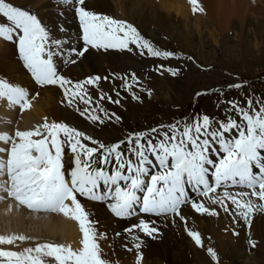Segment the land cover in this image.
Listing matches in <instances>:
<instances>
[{"label":"snow or ice","instance_id":"snow-or-ice-1","mask_svg":"<svg viewBox=\"0 0 264 264\" xmlns=\"http://www.w3.org/2000/svg\"><path fill=\"white\" fill-rule=\"evenodd\" d=\"M60 2L74 4L79 18L83 46L80 50L73 49L76 56L83 57L90 48L132 51L130 45L142 49L141 55L145 54L143 50L153 57L173 55L156 49L130 23L88 10L86 0ZM188 2L193 14L204 11L198 0ZM0 38L5 41L15 38L20 59L38 86H59L69 106L78 100L86 105L83 109L77 107L81 115L93 123L104 122L101 116L94 114L96 109L89 111L93 97L86 87H97L101 77L72 81L61 75L55 62L58 55L55 47H59L60 42L51 38L35 14L8 0H0ZM75 62V59L65 61ZM161 68L157 69L161 74L176 75L172 69L161 71ZM132 79L136 80L134 74ZM132 87L125 82V90ZM231 87L239 89L242 85ZM116 95L119 96V92ZM5 99L9 108L18 106L23 113L31 108L35 97L30 98L23 87L0 80V100ZM99 99L120 103L119 99L112 100L106 94ZM133 99L138 97L133 95ZM228 103L229 112H234L239 120L230 115L226 122H218L216 130H212L216 122L207 115L194 118L190 123L177 121L161 125L165 131L151 129L162 137L160 139L149 133H136L126 141L106 145L66 123L47 120L28 130L17 127L12 134L0 131V144L4 145L0 146V203L11 200L13 203L7 207L9 212L15 205L18 210L25 208L33 214H62L77 222L82 234L77 249L50 242L35 243L19 251L0 247V264H112L103 257L99 244L105 236L98 232V222L91 218L78 196L91 201H108V209L117 218L129 217L139 209L145 214L173 215L185 221L184 206H190L199 214L218 215L203 202L190 199L188 189H191L210 204L219 205L232 217L233 223L239 218L250 226L252 215L264 212V203L257 202H264V102L257 101L258 110L251 99L247 100V108L239 103ZM97 108L108 117L103 107L97 104ZM2 123L11 125L12 121ZM233 130L235 135L229 138L227 134ZM213 142L218 148L213 147ZM69 151L70 168L65 161ZM149 166L158 170L152 171ZM237 188L240 190L233 191ZM134 227L147 237L157 238L159 230L143 219ZM188 235L197 246H203L197 231L188 230ZM133 240L134 247L139 249L140 238L133 236ZM28 241L33 238L16 233L0 235V246L20 248ZM207 252L218 264L217 253L211 247ZM140 259L142 256L138 254L137 264Z\"/></svg>","mask_w":264,"mask_h":264},{"label":"bare ground","instance_id":"bare-ground-1","mask_svg":"<svg viewBox=\"0 0 264 264\" xmlns=\"http://www.w3.org/2000/svg\"><path fill=\"white\" fill-rule=\"evenodd\" d=\"M8 1L27 11L32 10L41 22L52 27V33L55 38L56 36L62 38L64 43H66L65 40L69 41V45L63 48L64 55L68 56L67 60L75 59L76 62L68 63L67 68L61 71V75L72 81H77L88 78L87 75L95 74L94 76L101 77L100 83L102 84V71L105 61L101 58L98 59L96 54L91 52L92 50L90 49L81 58L73 52V49H76L75 47L80 46L78 42V25L75 22L74 4H63L59 0ZM198 4L204 11H197L193 14L192 5H190L188 0H86L88 10L126 21L136 27L139 26L149 37L154 38L159 44H163L162 46L166 45L162 43L161 37L157 34L161 36L168 35L177 42V51L183 54L189 62H192L194 58L200 63L196 59L198 57L186 49L191 44L193 38L191 34L194 30L190 31L191 28L189 29L187 25L182 23L175 24L173 21L174 15H163L161 10H166L167 13L173 11L177 15L182 14L185 18L194 19L195 22L191 23L194 29L196 27L195 30L198 33L201 28H204L203 25L208 26L206 27L207 29H215L214 31L217 30L219 33H228L234 28L240 34V41H243L246 35L249 37L253 36L258 47L264 48V0H198ZM129 18L140 20L142 25L130 21ZM187 23H189V20ZM211 33L210 31L209 34ZM235 35L237 36L236 32ZM80 49L78 47L76 50ZM63 51L61 50V52ZM229 51L234 52L235 50L230 49ZM0 53L2 54L0 56V73L7 76L8 79L28 87L30 89L28 90L30 98L35 97V99H32L31 108L25 110L21 116L17 117L15 110L7 109L9 106L7 100H0V115L9 116L12 122L18 124L20 130H28L38 125L37 122L45 116H49L54 120H65L82 127V129L88 130V127L93 129L92 125L88 123L84 125V120L75 113L57 104V102L62 101V98L58 96L59 90L54 85L37 92L38 86L31 84L21 64L15 59V48L5 43L3 38H0ZM99 53L107 55L113 62V71H115V73H112L113 78L124 67H135L143 72L152 63V61L147 60L138 62L127 53L120 54V52L117 53L111 50ZM88 54L93 56L91 60L88 58ZM108 58L106 59L108 60ZM88 63L94 66V69L86 66ZM63 68H65V65H63ZM162 76L151 75L156 84V89L159 90L161 88L164 91L167 88L171 96L180 98L184 88L183 80L172 75L170 77ZM113 81L110 84L114 89ZM172 83H176V85L173 86ZM168 91L165 95L170 96ZM123 105L126 110H121L120 113L127 111L126 114L129 117L130 115L138 117L143 112L132 100H127ZM103 129L104 131L100 133L101 136L108 137L110 141L116 140L113 136H109L115 130L114 127L109 125ZM93 131L91 130L90 132ZM202 202L209 209L216 210L218 215H210L208 219L206 216H200L199 213L188 210L182 211L185 221H182L180 217L175 219L174 217L164 218L159 216H139L134 220L124 221L110 212L107 207L108 202L104 204L94 202L82 204L85 210L91 214V218L98 222L96 225L97 230L105 236L103 239L104 245L101 247L103 255L113 264H137L138 254L142 256L139 264H217V261H214L208 254L207 249H198L194 246L195 242L188 235H185L184 230L197 231L203 241L202 248L216 244L217 248L224 252L216 249V247L212 248L216 250L218 264H227L226 258L230 261V264H257L252 259H249L246 253L253 257L258 246L260 244L264 245V212H255L251 217L249 226L239 218H237L236 223H233L232 217L219 206L210 204L207 199ZM10 203L13 202L6 200L0 203L1 235L16 233L32 237L34 242H24L22 243L23 247L33 246L35 243L42 242L71 245L74 249L80 247L79 241L82 234L79 231L77 222L65 218L62 214H33L22 208L18 210L15 205L13 210L9 212L7 207ZM141 219L149 222L159 230L157 238L147 237L133 226L138 224ZM233 232L238 233V235H233ZM133 236L139 237L142 242L139 249L134 247ZM242 242L246 253L244 249L243 251L240 248L237 249ZM126 249H131L129 254L126 253ZM196 250L202 251L205 257ZM205 260H209V262L207 261V263Z\"/></svg>","mask_w":264,"mask_h":264},{"label":"rangeland","instance_id":"rangeland-1","mask_svg":"<svg viewBox=\"0 0 264 264\" xmlns=\"http://www.w3.org/2000/svg\"><path fill=\"white\" fill-rule=\"evenodd\" d=\"M161 11L163 15H174L175 18L173 21L175 24L182 23L184 25H187L189 29L191 28L190 31L191 30L195 31V32L192 31L193 33L191 34V36L193 38L191 40V44L186 49L190 50L192 54L198 57L196 59L205 66L198 63L194 58L192 62H189L187 58H182L176 55L174 52H171L167 49L159 48L158 46L162 48L171 47L169 49L172 51H177L178 49V47L176 46L177 42L171 39L168 35L161 36L160 34H157L159 35V37H161L162 43H165L166 45V46H162V44L156 42L154 38L149 37V35L143 32L139 26L135 28L139 31L142 37H145L146 39L153 42V44L155 45L154 47H156L157 49L164 52L172 53L173 55L168 58L153 57L148 55L146 50H143L146 56H150V57H143V60L152 61V63L146 67L145 71L143 72L139 71L135 67L134 68L124 67L122 71L117 72L115 74L116 75L115 78H113L112 73L113 72L115 73V71H113L114 70L113 62H111V60L107 57V55L105 56V55H101L99 52L97 53L91 51L94 54H96L98 59L101 58L105 61L103 64L104 72L102 71V79H103L102 86H104L105 88L109 86L110 88L113 89V86L111 85L112 84L111 81H113L114 79L113 83L117 85L116 93L119 92L120 94L116 98L111 94L112 89H110L109 87L103 89L104 93H102V95L106 94V96L111 97L112 100L119 99L120 100L119 104L110 103L109 101L106 102L108 99L101 101L99 98L92 96L93 102L91 104V107L96 109L97 111L96 115H100L102 119L105 117L104 113L98 110L97 104H99L107 111L108 118L111 120L110 127L112 126L115 128L113 133H110L109 136H113L114 139L119 140L130 132L136 134L135 132L139 131L140 129H143L150 125L162 123V118L168 115H175V117L176 115L178 117H181L182 114L185 113H186L185 115H189V114L191 115V113L188 112L192 109L193 106H195L194 99H195V95L198 93L201 94L204 91H212L213 89L217 88L219 85H226L228 83L235 82L236 80L258 81L256 79H259L260 76L264 75V48H261V46L258 47L256 41L253 39V36L249 37L248 35H246L243 41H240L239 39L240 34L234 28H232L231 31H229L228 33L226 32L219 33L217 30L214 31L215 29L214 30L207 29L206 27L208 26L205 25H203L204 28L203 29L201 28V30H199L198 33L197 30H195L196 27L194 29L191 23V22H195L194 19L185 18L182 14L177 15L173 11L172 12L170 11L169 13H167L166 10L165 11L161 10ZM134 18H129V20L139 25H142L140 20L137 19L134 20ZM188 20L189 23H187ZM209 30L212 32L211 34H209L210 32ZM235 32L237 36L235 35ZM230 49L235 51L230 52L229 51ZM119 51L120 54L122 53L126 54V50L122 51V50L114 49L113 52L119 53ZM141 51L142 49L135 50L132 54H129V56L134 60L141 62L143 56L140 54ZM178 54L181 53L178 52ZM0 56H2L1 53ZM87 56L90 60L93 58L91 54H88ZM106 58H108V60ZM107 62L110 63L111 65L108 64ZM86 66H90L91 69H94V66H91V64L89 63ZM158 68H161V71L162 69H172L176 72V75L179 73L182 74V77H180V79L183 80L184 88L183 91L181 92L182 96L180 98H175L174 96H171L167 88L164 91L161 88H159V90L156 89V84L154 82V79L151 77V75L156 74L158 77H163L162 75L165 76L168 73V72H163V74H161V72L157 71ZM133 74L135 75L136 80L132 79ZM91 75H87V76L94 77L95 74H91ZM105 77H107V79H104ZM124 78H127V80L125 81ZM125 82L133 86L131 90H125L124 88ZM174 85H176V83H174L173 86ZM88 87H90V89H95V87L93 86H88ZM167 91L170 96L165 95ZM149 92H151V95H149ZM133 95L137 96L138 99H133ZM236 97L239 96L237 95ZM127 100H134L136 105H138L142 109L143 112L140 116L136 117L130 115L129 117L128 114H126L127 111L125 113L119 112L121 110L123 111L126 110L123 104ZM172 101L174 102L171 103ZM105 102L108 103V105L112 104V106L110 108H107ZM199 106L200 109L203 110L205 113H209V114L216 113V109L218 107L217 96L213 94V95H208L206 97L205 96L201 97L199 101ZM71 111L76 112L73 110ZM116 116H119L120 119L117 120ZM61 122L66 123L67 125L87 135H89L90 133L89 129L88 130L82 129V127L74 125L65 120H61ZM83 124L86 125L87 122L84 121ZM99 130L100 128L97 127V129H95L93 132L100 135L101 132ZM104 140L109 143L113 142L112 140L110 141L108 137H105ZM206 217H208L209 219L210 215ZM253 239H257V238H253ZM100 241H101L100 245H102V240ZM261 245L262 244L258 246L253 257H250L246 253L243 242L242 244L241 243L239 244V247H237V249L240 248L242 249V251L244 249L249 259H252L257 264H264L263 262L264 245L262 246ZM209 247L211 248L216 247V249L222 251L220 248H217L216 244L206 246L205 248H201V249H208ZM130 251L131 249H126V253L129 254ZM196 251H199L203 255L202 251L200 250H196ZM203 257L205 256L203 255ZM205 261L209 262V260H205ZM226 262L227 264H230V261L227 258H226Z\"/></svg>","mask_w":264,"mask_h":264}]
</instances>
